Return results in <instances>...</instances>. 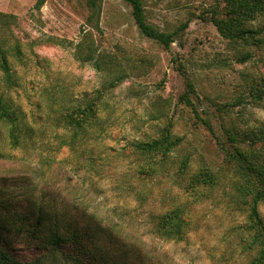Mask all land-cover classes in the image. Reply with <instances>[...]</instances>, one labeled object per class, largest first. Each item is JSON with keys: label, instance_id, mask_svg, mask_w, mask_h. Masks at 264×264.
Returning a JSON list of instances; mask_svg holds the SVG:
<instances>
[{"label": "rangeland", "instance_id": "1", "mask_svg": "<svg viewBox=\"0 0 264 264\" xmlns=\"http://www.w3.org/2000/svg\"><path fill=\"white\" fill-rule=\"evenodd\" d=\"M37 1L0 0V19L8 21L0 22V38L15 75L8 84L0 69V94L22 109L34 135H42L37 148H13L0 122V152L5 155L0 157V235L18 264H73L60 252H49L44 237L51 220L43 223L40 238L26 231L40 212L56 221L60 231L68 224L83 231L90 247L105 251L108 264H141L134 249L145 255L152 251L146 264H246L252 252L240 240L249 204L231 194L242 181L236 148L264 163V93L258 99L250 92L251 85L264 89V43L225 38L207 18L213 0H143L147 20L173 34L169 47L140 32L124 0H103L100 30L86 24V0H44L40 8ZM251 25L264 36V11ZM85 29L93 32L98 51L117 59L124 71L106 93L108 104L101 106L102 135H111L101 156H116L123 147L127 154L131 142L158 136L171 122L182 137L172 153L174 167L186 158V175L209 169L218 177L195 205L185 240L166 242L151 233L149 212L160 209L164 191H177L174 180L158 181L143 203L136 197L137 181L131 180L133 188L118 184L132 165L128 156L114 159L107 168L112 177L94 190L87 167L76 166L74 154L44 146L55 142L54 135H69L62 118L67 104L108 82V69L98 70L75 55ZM188 81L193 82L190 98L199 116L181 97ZM201 118L209 120L212 130ZM50 155L56 161L48 165ZM259 209L264 220V203Z\"/></svg>", "mask_w": 264, "mask_h": 264}, {"label": "trees", "instance_id": "2", "mask_svg": "<svg viewBox=\"0 0 264 264\" xmlns=\"http://www.w3.org/2000/svg\"><path fill=\"white\" fill-rule=\"evenodd\" d=\"M124 1L131 6L134 22L141 33L161 42L165 47L171 45L174 41L173 34L160 30L147 20L143 0ZM102 2L103 0H86L89 9L86 24L92 29L100 30ZM43 3L44 0H38L37 8H40ZM263 11L264 0H213L207 12L210 13L207 18L215 24L225 38L233 42L263 44L264 36L261 35L259 29L251 25L257 15ZM0 22L5 24L8 21L0 19ZM185 26L187 22L183 24V28ZM18 50L17 48L16 51ZM8 52L9 50L4 47V39L0 38V69L6 83L13 84L15 75L11 71ZM75 55L81 62L90 63L98 70L108 69V82L92 94L86 93L81 99L69 102L62 117L69 135H54L55 142L53 144L45 142L44 146H49L48 149L52 151L67 149L74 154L76 166L81 164L87 167L90 174L89 183L92 184L94 190L100 188V181L112 177L107 168L113 160L128 156L132 165H129L125 174L119 176L121 178L118 184L123 188H133L131 180L137 181L139 187L137 190L134 187L136 197L143 203L153 193V186L158 181L174 180L177 191L172 193L170 188L164 191L159 197L160 209L156 212H149L152 224L151 233L152 236L166 242L177 243L185 240L194 223L192 212L195 205L202 200L204 193L208 194L217 184V175L209 169H204L194 175H186L188 167L186 158L182 159L177 168L174 167L172 153L182 143V137L173 132L171 122L160 131L158 136L131 142L127 154L126 148L123 147L117 149L116 156L109 154L101 156L105 139L111 137V135H102L105 127L100 115L101 106L108 104L105 98L106 93L123 79L124 71L118 68L117 59L98 51L93 32L89 29L83 30L81 39L75 44ZM187 85L188 89L181 97L198 115L197 108L190 98V93L195 91L193 82L188 81ZM250 92L256 98L261 99L264 89L261 85H251ZM221 106L218 105V107ZM201 120L212 130L209 120L202 118ZM0 122L6 126L8 139L13 148H37L38 136L42 135H34L32 127L26 124L22 109L4 94H0ZM234 135L233 133L228 134L232 142L236 140ZM236 149L242 162L240 165L243 169L240 171L242 181L237 187V193L231 194V197L234 199L247 198L249 204L248 223L244 227L240 245L243 249L252 252L246 264H264V220L259 209L260 203H264V163L249 158L246 153ZM2 156L5 155L0 152V157ZM45 160L48 165H51L56 158L50 155ZM84 182L87 181L84 180ZM85 216L89 217L88 214ZM89 219L92 220L90 217ZM50 220L52 224L47 227L44 240L49 244V252L53 256H57L56 253L60 252L73 264H108L104 260L105 251L99 249L98 255L97 247H90L84 237V232L77 227L73 228L72 224L62 226L60 231L56 221L40 212L37 225L34 224L26 231L40 238L39 231L43 229V223ZM114 238L115 236L110 232L108 239L112 241ZM133 254L140 255L137 259L138 263L146 264V256L152 254V251L145 255L140 249H134ZM0 264H18L2 235H0Z\"/></svg>", "mask_w": 264, "mask_h": 264}]
</instances>
